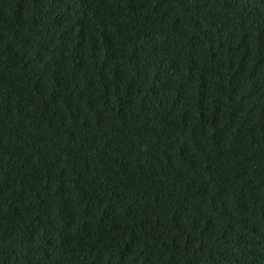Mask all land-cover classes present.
Listing matches in <instances>:
<instances>
[{"label": "trees", "instance_id": "1", "mask_svg": "<svg viewBox=\"0 0 264 264\" xmlns=\"http://www.w3.org/2000/svg\"><path fill=\"white\" fill-rule=\"evenodd\" d=\"M0 264H264V0H0Z\"/></svg>", "mask_w": 264, "mask_h": 264}]
</instances>
